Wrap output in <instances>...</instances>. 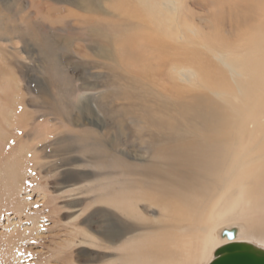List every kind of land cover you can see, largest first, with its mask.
Returning <instances> with one entry per match:
<instances>
[{"label": "rangeland", "instance_id": "1", "mask_svg": "<svg viewBox=\"0 0 264 264\" xmlns=\"http://www.w3.org/2000/svg\"><path fill=\"white\" fill-rule=\"evenodd\" d=\"M73 1L0 0V264H209L208 233L196 220L210 215L215 223L240 213L216 204L227 201L221 188L226 182V193L244 187L241 158L252 138L233 125V91L215 88L231 81L209 66L207 51L225 45L223 56L233 55L234 28L239 20L244 24L251 0H153L152 21L138 0H90L95 9ZM133 8L162 33L153 28L152 37L138 41L140 24L127 26ZM235 12L241 14L237 21ZM111 24L122 32L111 34ZM105 36L107 57L98 41ZM121 38L141 45L144 56L126 44L120 54L124 62L136 59L139 73L115 53ZM176 62L188 65L181 70ZM130 79L136 81L126 100ZM262 99L264 93L243 100L241 113L252 120L264 114ZM214 101L223 102L222 116L231 113L225 124L234 129H216ZM199 103L205 122L193 107ZM235 133L243 139L234 152L227 140ZM176 169H182L179 177ZM210 177L215 182L208 186ZM209 189L216 193L203 203ZM244 199L247 206L251 198ZM246 219L221 225L219 245L226 241L219 237L223 229L240 226L241 242L264 248L255 234L246 237Z\"/></svg>", "mask_w": 264, "mask_h": 264}, {"label": "bare ground", "instance_id": "2", "mask_svg": "<svg viewBox=\"0 0 264 264\" xmlns=\"http://www.w3.org/2000/svg\"><path fill=\"white\" fill-rule=\"evenodd\" d=\"M73 1V0H72ZM75 1V0H74ZM73 3H76L74 2ZM86 1V4L88 5V8L89 9H95L96 8V3L90 1V0H80V5L82 7V3L84 4V2ZM98 1V0H97ZM100 1V0H99ZM239 0H236V2H238ZM235 2V5H236V8L238 9L239 6H240V12L243 10V6L240 5V3H237L236 4ZM65 3V2H64ZM100 3V2H98ZM138 3H139V7L141 6V8H144L143 12L145 13H148L149 14V18L151 19V21L153 20V12H152V8H153V0H138ZM178 3V2H177ZM176 2H173V5H177ZM68 4V3H67ZM120 4V3H118ZM116 5V6H119V5ZM124 4V3H123ZM76 6V4H73ZM99 5V4H97ZM126 5V4H125ZM100 7V6H99ZM135 7V6H134ZM138 7V6H137ZM135 7V8H137ZM177 7V6H176ZM175 7V8H176ZM245 7V6H244ZM80 8V7H79ZM133 8L132 10H130L131 12H129V15L126 17L127 19V26L128 27H131L133 25L134 22H138L140 24V28H139V32L140 34L143 32V34H141V40H138L139 38H133L135 35H134L132 38L135 40H138V41H142V39H146L144 38V36H149L151 35V37L153 36V24L150 23V21H145L143 18H144V15L142 16L140 11L138 9H135ZM220 8V7H219ZM74 9V8H73ZM98 9V8H97ZM123 9V8H122ZM130 9V8H129ZM246 9H248L246 12V16L245 18H243L244 20V24H241L240 23V20L238 21L237 23V26H235L234 28V35H233V41L230 43L232 46H233V49H234V53L232 56L228 57V56H223L222 52H223V48L225 47V45H219V47L216 45V48L218 47V49H211V50H206L209 54L207 56L206 59L207 60V63H209V66H214L217 73H219V71L221 73H224L226 75L229 76V79L231 81V83H226L225 81V84L224 85H218L215 83V88L218 89V87H224V89H229V90H232L233 92L231 93L232 95V98L234 99V102H235V107L238 108V111L236 112L235 116L234 113H232V116H233V125H235L236 129H241L243 132L249 134L251 136V141L250 139H248L250 142L249 144V149L245 151V154H242V168H247L245 169L243 172H242V179L245 180L244 182V187H242L243 185H238L237 188L238 189H232L230 190L229 192H225V190L229 187L228 183L226 182L221 188H222V193L223 195L225 196V198L227 199V201H225L224 203H215L217 205V208L222 210L224 207H227L229 210H234V211H240V213H229L226 218H222L220 220H217L215 223H210L211 220H210V215L209 213L207 214L206 210L203 209V212L204 214L207 216L209 215L207 221H204L203 220V217H200L201 215L203 216V213L199 214L200 218H198L197 223L199 224L200 223V226L204 225L203 226V231H206L208 233V237L206 239V242L208 241L210 243V246H209V257L211 255V257L214 258V253H215V250L225 244H228L229 243V240L227 238H223L222 237V232L225 230L223 229L220 233H219V237L220 239L222 240H226V241H222L221 245L220 244V241H219V238H218V232H217V229L220 228L221 225H227L228 223H235V221H241V218L243 217H246V224H247V234H246V237H251L253 238V234H255V236H257V239L260 240L261 242L264 243V114L262 115H253V120L251 119V116L250 118L248 117L249 116V113H241V108L242 107V101L243 100H246L247 103L248 101L250 102V98L251 96H255V95H259V97L261 95H263L264 93V0H251V3L246 6ZM117 12V11H116ZM45 13V12H44ZM98 13V12H97ZM166 13V12H165ZM47 14V13H46ZM53 14V13H52ZM155 14V13H154ZM162 14V13H161ZM164 14V13H163ZM172 14V13H171ZM170 14V15H171ZM50 15V14H49ZM235 15H236V21L239 17H241V14L239 12H235ZM47 16V15H46ZM157 17V16H156ZM51 18V17H50ZM170 18V16H169ZM109 19V18H107ZM168 19V17H167ZM54 20V18H53ZM57 20V19H56ZM107 21V20H106ZM154 23V22H153ZM60 24V23H59ZM152 24V25H151ZM156 24V23H155ZM56 25V24H55ZM61 25V24H60ZM59 25V27H60ZM68 26V25H67ZM106 26V25H105ZM108 27V26H107ZM109 30L111 31V34L112 32H115V34L119 33V32H122L120 29H117V27L114 26V24H111L110 27H108ZM161 28V27H160ZM155 29V28H154ZM31 30V29H30ZM29 30V31H30ZM103 32H104V28H102ZM106 30V29H105ZM160 29H155V33L156 34H161L162 32L159 31ZM162 30V29H161ZM109 31V32H110ZM146 32H149V35H144V33ZM163 31V30H162ZM174 32V31H173ZM31 35V42H37L35 41L33 38H32V32L30 31L29 33ZM105 34V33H104ZM106 34H108L106 32ZM119 35V34H118ZM117 35V36H118ZM179 35V34H178ZM185 34L183 33L182 36H184ZM112 36V35H111ZM143 36V37H142ZM175 36H176V33H175ZM181 36V35H180ZM124 37V35H123ZM126 37V36H125ZM198 37V35H197ZM110 38V37H108ZM108 38L107 36H105L104 38H100V40L98 39V41L101 43V48H102V52H103V56L104 57H107L108 54H109V49L106 47V46H103L102 43H103V40L104 42H107L108 41ZM128 38V37H127ZM174 38V37H173ZM107 39V41H106ZM114 39V38H113ZM129 39V38H128ZM131 39L128 41V43L126 44V47L128 46L130 50L133 51L134 54L137 55V57H140V56H144V55H141V52L139 51V49H141V45L140 46H136L135 44H133L134 40ZM149 39V38H148ZM147 39V41H148ZM152 39V38H151ZM45 41V39H43ZM111 40H112V37H111ZM115 40H119L118 39H115ZM123 40V38H121V41ZM135 40V41H136ZM110 41V40H109ZM126 41V40H125ZM152 41V40H151ZM188 41V40H187ZM190 41V40H189ZM115 42V41H114ZM40 43V42H39ZM151 43V42H150ZM195 43V42H194ZM124 40L122 41V43L120 44L121 46L119 47V44L116 45L115 43V53H117V56L119 57V59L121 60V62L124 64L125 67H130V68H133L134 70L138 71V69H140L137 65H136V59L134 60L133 58H130L129 62H124L123 59L121 58L120 54L124 48ZM51 45V44H50ZM53 45V44H52ZM54 46V45H53ZM48 47V46H47ZM51 49V48H50ZM52 50V49H51ZM142 50V49H141ZM53 51V52H52ZM51 52L52 53H55L54 52V48ZM146 51V50H145ZM168 51V50H167ZM124 52V51H123ZM171 52V51H170ZM90 54H93L92 52ZM57 56V55H56ZM176 56V55H175ZM175 58H178L177 56ZM110 60V57H108L106 60H105V65H108V61ZM177 61V59H176ZM205 60H203L204 62ZM180 63V61H178ZM178 62H176L177 66L179 68H181V70H185L186 66L185 65H188L187 63L184 65H182L181 63V66L178 65ZM202 62V64H203ZM206 62V61H205ZM206 63V64H207ZM214 64V65H213ZM197 65V64H195ZM185 66V68L183 67ZM208 66V65H207ZM188 67V66H187ZM193 67V66H191ZM213 67V68H214ZM200 68V67H199ZM214 69V70H215ZM189 70V69H187ZM213 70V69H212ZM132 71V70H131ZM189 72L192 74V76L194 78H199L200 77V73L199 76L195 73V71H193L192 69L189 70ZM214 72V71H213ZM139 73V71H138ZM216 73V72H215ZM134 81L136 80H132L130 79L127 83V87L129 89V93L127 95V98L126 100H129L130 97H131V84L134 83ZM134 86H136V84H134ZM259 86H262V92L261 93V90L260 89H257ZM219 90V89H218ZM216 91V90H215ZM229 94V93H228ZM224 96V95H223ZM218 97V96H217ZM228 97V96H227ZM263 97V96H262ZM50 98V97H49ZM48 98V99H49ZM230 98V97H229ZM51 100V98H50ZM48 100V101H50ZM230 100V99H229ZM264 101V99H262ZM47 101V100H46ZM53 101V100H52ZM226 101V100H225ZM231 101V100H230ZM222 102V101H221ZM56 103V102H55ZM223 103V102H222ZM222 103L220 104L219 103V106L216 104V102L214 101V110H213V113H215V127L217 130L220 129V131L222 132V130L224 129L225 130V133L227 132V130H229V128L231 129H234L235 127H229L228 125L225 124V122L227 121L226 119V116L227 117H230L231 116V113H227L224 114L222 116V113L220 111V108H222ZM258 103L259 102H254V107H257L258 106ZM58 104V103H57ZM225 104V103H224ZM227 104V103H226ZM232 104V103H231ZM264 104V102H263ZM233 105V106H234ZM250 105V104H249ZM245 106V105H244ZM243 106V107H244ZM197 110H199L201 112V120L205 122V112H207L205 110V107L202 103H199L195 106ZM220 107V108H219ZM228 107V106H227ZM230 107V106H229ZM246 107V106H245ZM240 108V109H239ZM49 109H51L49 107ZM56 109V108H54ZM233 109V108H232ZM231 108L229 111H233ZM71 108H69V110L67 109V112H71L70 111ZM90 110L94 111L93 108H91ZM55 111V110H54ZM60 111V110H59ZM66 111V110H65ZM228 111V110H227ZM262 111V110H261ZM264 111V110H263ZM14 112V111H13ZM56 112V111H55ZM14 114V113H13ZM67 114V113H66ZM65 114V115H66ZM12 116V115H11ZM214 117V114L212 115ZM13 117V116H12ZM68 117V116H67ZM238 117V118H237ZM232 118V117H231ZM12 120V119H11ZM21 120V118H20ZM63 120H66V119H63ZM229 120V119H228ZM28 121V120H27ZM221 123H223L221 125ZM70 124L73 125V123L71 122ZM69 124V125H70ZM216 130V131H217ZM235 131V130H234ZM229 132V131H228ZM231 133V131H230ZM232 133L234 134V132L232 131ZM231 133V135H232ZM219 132H217L216 135H218ZM221 134V133H220ZM246 134V135H247ZM231 135L229 136V140H227V144H230L229 146L233 149V151L235 152L237 148V146L239 147L238 144H240L242 142V137L238 136L239 134L235 133V138H233L234 140H230V137ZM242 135V133H241ZM247 135V136H249ZM244 136V135H243ZM219 137V136H218ZM223 137H227V135L223 136ZM234 137V136H233ZM256 137V140L254 141L253 139ZM249 138V137H248ZM220 139V138H219ZM246 139V138H245ZM217 140V138L215 137L214 138V147H217V142L215 141ZM247 140V141H248ZM180 141H185L183 138L180 139ZM223 141V139H222ZM220 142H221V139H220ZM229 142V143H228ZM244 142V140H243ZM223 143V142H221ZM245 143V142H244ZM243 143V144H244ZM219 147H221L220 144H218ZM246 145V144H245ZM223 146V145H222ZM225 148H226V145L224 144ZM247 147V145H246ZM224 148V147H223ZM224 148V150H225ZM229 148V149H231ZM242 148V147H241ZM245 149V148H244ZM243 149V150H244ZM21 150V149H20ZM218 149H216L217 151ZM240 150V149H239ZM242 150V151H243ZM238 151V150H237ZM241 152V151H240ZM222 153H226V152H222ZM229 153V151H228ZM230 153H232V151L230 150ZM239 153V152H238ZM218 155V154H217ZM216 155V156H217ZM235 155V154H234ZM166 157V156H165ZM212 157V156H211ZM215 157V156H213ZM241 157V156H240ZM37 159V156H35V160ZM241 159L237 160V162H239ZM38 160V159H37ZM203 160V158L201 159ZM232 160V158H231ZM185 161V160H184ZM183 162V160H182ZM198 162V161H197ZM23 163V162H22ZM189 163V162H188ZM199 163V162H198ZM21 164V163H20ZM46 164V163H45ZM204 164V163H203ZM211 164V163H210ZM52 165V164H51ZM183 165V164H181ZM225 165V163H224ZM23 166V165H22ZM25 166V164H24ZM232 167V166H231ZM166 168V167H165ZM169 168L170 165H169ZM168 168V170H169ZM220 168V167H219ZM241 168V167H240ZM173 169V168H171ZM209 169V168H208ZM207 169V170H208ZM221 169V168H220ZM22 170V169H21ZM177 170V169H176ZM203 172L205 169H202ZM222 170V169H221ZM174 171V170H173ZM173 171L171 172L173 175ZM179 172V170H177ZM226 171V170H225ZM176 172V171H174ZM182 172V169L181 171ZM179 172V175H177L178 177L180 176V173ZM207 172V171H206ZM210 172V171H209ZM209 172H207L206 174H208ZM213 172V170H212ZM205 173V172H204ZM232 173V171L229 173V175ZM169 174V173H168ZM175 174V173H174ZM191 174V173H190ZM190 174L188 176H190ZM235 174V173H234ZM183 175V174H182ZM209 175V174H208ZM165 180H168V177L167 175H162ZM174 177H176V174L174 175ZM234 177V176H233ZM229 178H231L229 176ZM180 179V178H179ZM188 179V178H187ZM23 180V179H22ZM195 179L193 178V181ZM182 182V181H181ZM215 181L213 180V178H209V181H208V186L212 185ZM178 183V182H177ZM180 183V182H179ZM191 183V182H190ZM243 183V182H242ZM20 185V184H18ZM185 185V184H184ZM187 185V183H186ZM201 185V184H199ZM205 185V184H204ZM188 186V185H187ZM194 186V185H193ZM203 186V185H202ZM231 186V185H230ZM186 187V186H185ZM204 188V187H203ZM166 189V188H165ZM205 189V188H204ZM22 190V189H21ZM182 190V189H181ZM207 190V189H206ZM177 191V190H176ZM198 191V190H197ZM2 192V191H1ZM170 192V191H169ZM199 192V191H198ZM196 192V193H198ZM206 192V191H204ZM218 192V191H217ZM32 193V192H31ZM175 193H178V192H175ZM192 193V192H191ZM211 193L215 194L216 192L215 191H212V190H208L206 193H203L204 195H206L207 197H205L204 195V198H203V203H207L209 201V197L208 195H211ZM172 194V193H171ZM174 194V192H173ZM172 194V196H173ZM220 194V191L219 193ZM32 195V194H31ZM168 195V193H167ZM191 195V194H190ZM192 195H195L194 193ZM200 195V194H198ZM197 195V196H198ZM202 195V194H201ZM170 196V195H168ZM216 196V195H215ZM230 196L234 197L235 199L233 198H230ZM245 196H248L249 198H251V201H249L248 199V202H247V206H246V203L244 202V199ZM186 198V197H185ZM46 199V196H43V200ZM41 198H37L36 201H40ZM196 200V199H195ZM211 200H214L216 202V199L215 198H212ZM191 202V200H190ZM162 204V202H160ZM193 205V203H191ZM166 206V204H164ZM168 205V204H167ZM191 205V206H192ZM167 208V207H166ZM196 208H198V206H196ZM175 210H180L179 209H176V207L174 208ZM227 209V210H228ZM164 212L166 211L165 209H163ZM171 210V209H170ZM169 210L168 214L171 212ZM196 210V209H195ZM194 210V211H195ZM198 210V209H197ZM176 211V212H177ZM202 211V210H200ZM242 211H245V212H242ZM182 212V211H181ZM198 213V212H197ZM221 213V212H220ZM218 215V214H216ZM206 216H204L206 218ZM215 217V216H214ZM219 217V216H218ZM217 218V217H215ZM240 219V220H238ZM243 220V219H242ZM163 221V220H162ZM204 221V222H203ZM205 222H207L206 224L209 226V230L212 234V237L213 239L210 238L209 236V230L206 229V225L204 224ZM239 223V222H238ZM242 223V222H241ZM243 223H244V220H243ZM14 225V228H13V231L17 230V227L19 226L16 223H12ZM246 226V225H245ZM237 228L238 232L236 234V238L234 240V242H241L242 240H240L238 238L239 234H241V227L240 226H232V227H229V228H226V229H231V228ZM243 230V229H242ZM18 231V230H17ZM216 231V232H215ZM243 232V231H242ZM39 239L41 240L44 236L42 235V233H39ZM21 239V238H20ZM172 239V238H171ZM254 239V238H253ZM256 239V237H255ZM10 241L11 242H14V236L11 235V238H10ZM183 242V241H182ZM185 242V241H184ZM181 243L180 246H183V249H186V244L185 243ZM187 242V241H186ZM207 242V243H208ZM246 242V241H244ZM259 242V243H261ZM180 243V242H179ZM246 243H250V244H253L255 245L254 243H251V242H246ZM163 245V244H162ZM161 245V246H162ZM179 245V244H177ZM218 246V247H217ZM257 246V245H255ZM175 247V246H173ZM259 247V246H257ZM170 248V246H169ZM181 248V247H179ZM176 249V248H175ZM182 249V248H181ZM180 249V250H181ZM168 250V249H167ZM177 249V252L180 251ZM163 251V250H162ZM171 251V250H170ZM176 251V250H175ZM168 252V251H167ZM182 252V251H181ZM164 253V252H163ZM169 254H172V252ZM198 254V253H197ZM182 255V254H181ZM184 255V253H183ZM187 255V254H185ZM189 257V256H188ZM194 258L193 256H190V258ZM165 258V257H163ZM163 262V261H162ZM164 263V262H163Z\"/></svg>", "mask_w": 264, "mask_h": 264}, {"label": "water", "instance_id": "3", "mask_svg": "<svg viewBox=\"0 0 264 264\" xmlns=\"http://www.w3.org/2000/svg\"><path fill=\"white\" fill-rule=\"evenodd\" d=\"M237 228L225 229L222 237L229 240L215 250L209 264H264V248L246 242H234Z\"/></svg>", "mask_w": 264, "mask_h": 264}]
</instances>
